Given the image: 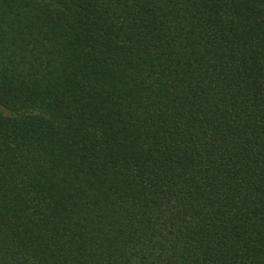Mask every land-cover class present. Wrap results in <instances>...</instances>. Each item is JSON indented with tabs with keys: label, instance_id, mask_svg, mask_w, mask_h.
<instances>
[{
	"label": "trees",
	"instance_id": "1",
	"mask_svg": "<svg viewBox=\"0 0 264 264\" xmlns=\"http://www.w3.org/2000/svg\"><path fill=\"white\" fill-rule=\"evenodd\" d=\"M0 264H264V0H0Z\"/></svg>",
	"mask_w": 264,
	"mask_h": 264
}]
</instances>
